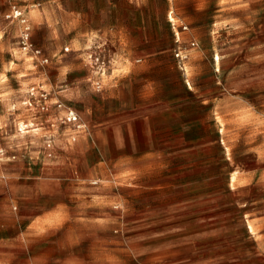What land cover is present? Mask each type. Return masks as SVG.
<instances>
[{
    "label": "rangeland",
    "instance_id": "rangeland-1",
    "mask_svg": "<svg viewBox=\"0 0 264 264\" xmlns=\"http://www.w3.org/2000/svg\"><path fill=\"white\" fill-rule=\"evenodd\" d=\"M153 1L159 7L165 2ZM189 1L173 0L171 21L161 16L141 27L126 13L123 23L129 30L125 43H120L77 36L69 14L76 0H0V119L8 122L0 127V161L14 163V169L26 166L30 179L41 178L47 190L58 181L78 180L84 158L97 165L99 159L123 156L117 148L88 150L92 153L87 155L77 148L86 140H121L120 134L105 132L97 122L116 107L103 95V80L118 58L167 64L159 76L164 77L160 87L166 97L164 107H169L153 116L152 131L143 134L136 150V157L149 156L159 167L136 182L142 190L139 196L124 193L129 205L127 241L138 230L139 219L143 229L155 216L164 220L167 210H175L167 209V201H178L187 192L199 193L201 197L191 199L206 204L221 200L237 203L243 210L247 205L264 207V0H224L233 4L225 10L226 25L216 35L213 24L219 0H202L205 9L187 20L180 13L187 12ZM34 8L45 9L50 19L37 26L25 11ZM15 9L22 15L15 17ZM54 10L61 11V20L53 21ZM183 24L194 29L189 45L203 50L202 57L193 59L197 71L193 85L206 101L191 98L175 65L181 64L184 54L178 55L179 46L187 41L174 27L181 31ZM26 25L33 44L29 49L24 43ZM149 70L142 75L157 74ZM87 120L96 121L93 129ZM217 191L221 196H211ZM177 201L174 208L180 205Z\"/></svg>",
    "mask_w": 264,
    "mask_h": 264
},
{
    "label": "crops",
    "instance_id": "crops-1",
    "mask_svg": "<svg viewBox=\"0 0 264 264\" xmlns=\"http://www.w3.org/2000/svg\"><path fill=\"white\" fill-rule=\"evenodd\" d=\"M232 4L219 0L213 24L215 35L226 25L225 10L231 9ZM75 5L69 14L71 29L78 31L77 36L111 38L120 43H125L129 30L123 23L126 13L140 27L161 16L171 21L174 13L173 0H165L161 7L153 0H76ZM188 5L187 12L180 16L191 20L207 3L190 0ZM25 11L37 26L50 19L45 9ZM61 16V11L54 10L52 19L59 21ZM95 21L101 24L94 25ZM182 27L181 31L174 27L175 33L187 41L179 46L178 55H184L181 64L175 65L181 70L191 98L206 101L193 85L197 75L193 59L202 57L203 50L188 43L194 29L186 24ZM130 58H118L113 71L103 80V95L116 107L108 111V117L97 121L105 132L120 134L121 140H86L77 147L86 150L83 155L92 153L88 150L117 148L123 150V156L99 159L97 165L84 158L79 162L81 177L58 181L52 190H47L41 178L30 179L26 166L14 169V163L0 161V264L14 260L39 264H126L127 260L139 264H264V207L247 205L243 210L237 203L223 204L221 200L206 204L205 200L191 199L201 197L194 192L182 194L178 201L169 199L167 209L175 210H167L164 220L155 216L143 229L139 219L138 230L127 241L125 213L129 205L124 193L128 190L132 196H139L142 190L136 182L159 167L149 156L136 157V150L143 143V134L152 131L153 116L159 109L169 107H164L166 97L160 88L164 77L159 76V70L167 64ZM147 69H155L157 74L152 76L149 70V75L143 76ZM94 122L87 120L92 129ZM6 123L0 119V127ZM101 165L106 167L99 171ZM113 165L116 167H110ZM249 175L254 176L255 172ZM217 193L211 196H221V192ZM176 201L180 205L174 208Z\"/></svg>",
    "mask_w": 264,
    "mask_h": 264
},
{
    "label": "built area",
    "instance_id": "built-area-1",
    "mask_svg": "<svg viewBox=\"0 0 264 264\" xmlns=\"http://www.w3.org/2000/svg\"><path fill=\"white\" fill-rule=\"evenodd\" d=\"M22 15V12L19 10V9H15L14 11V16L15 17H19ZM23 22H25V20H23ZM25 32H24V43H25V48H32L33 44L30 42V39H29V33L28 31L30 30L29 26L26 25V28H25ZM38 52V51H37Z\"/></svg>",
    "mask_w": 264,
    "mask_h": 264
},
{
    "label": "bare ground",
    "instance_id": "bare-ground-1",
    "mask_svg": "<svg viewBox=\"0 0 264 264\" xmlns=\"http://www.w3.org/2000/svg\"><path fill=\"white\" fill-rule=\"evenodd\" d=\"M218 55H219V54H218ZM218 55H217V57H216V56H215V57L217 58V61H218V62H217V70H220V67H219V58H220V57H219Z\"/></svg>",
    "mask_w": 264,
    "mask_h": 264
}]
</instances>
